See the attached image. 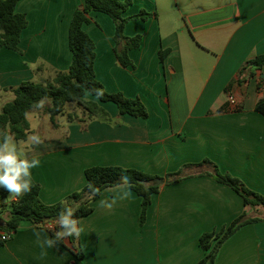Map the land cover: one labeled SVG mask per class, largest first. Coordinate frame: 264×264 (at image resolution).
<instances>
[{
    "label": "crops",
    "instance_id": "0c3cea01",
    "mask_svg": "<svg viewBox=\"0 0 264 264\" xmlns=\"http://www.w3.org/2000/svg\"><path fill=\"white\" fill-rule=\"evenodd\" d=\"M130 2L124 17L140 11L150 14L124 25L125 37L140 36L138 47L128 52L133 67L118 65L114 25L106 14L91 12L82 29L94 43L96 79L107 92L138 97L148 116L119 115L113 103L91 96L86 99L96 101L111 122H68L73 106H67L53 125L45 111L47 101L30 112L34 121L47 114L52 127L47 136L35 131L42 144L23 149L27 158L40 160L30 170L40 201L51 205L81 190L89 167L118 166L164 177L205 159L264 196V115L256 110L264 102L258 85L264 67L251 76H238L247 60L264 54V0ZM82 4L83 0L16 4L27 26L20 35L21 53L0 49V89L42 81L54 70L68 68V28ZM160 50L168 51L162 62ZM40 65L42 70H36ZM230 88L238 101L235 110L226 101ZM12 98V93L0 91V110ZM73 110L81 117L79 108ZM3 132L0 124V136ZM140 202L125 185L104 189L92 203V212L77 220L82 231L74 236L82 259L74 256L67 238L63 246L53 242L50 247L46 229L21 221L0 242V264H196L203 256L200 235L220 230L244 210L231 188L205 175L161 184L142 225ZM258 214L264 216V211L249 212ZM214 264H264V221L240 227L222 244Z\"/></svg>",
    "mask_w": 264,
    "mask_h": 264
},
{
    "label": "trees",
    "instance_id": "16d2710c",
    "mask_svg": "<svg viewBox=\"0 0 264 264\" xmlns=\"http://www.w3.org/2000/svg\"><path fill=\"white\" fill-rule=\"evenodd\" d=\"M19 1L0 0V49L5 48L21 53L18 45L20 35L27 26V20L24 14L15 11ZM130 3V0H83L82 6L73 12L68 28V48L71 53L68 68L65 71L54 70L48 78L42 81H24L16 87L0 89V91L10 92L13 95V98L6 102L0 110V124L4 131L13 135L16 141L26 140L29 127L25 113L37 110L38 108L34 105L41 100L49 102L45 111L53 125H55V117L63 115L67 106H73V109L79 108L82 114L79 117L72 109V112L67 114L68 122L84 123L92 119L111 122L108 113L96 101L86 99V96H91L100 103H113L119 115L147 118L148 111L138 97L127 98L121 92H107L96 79L94 43L82 29V25L90 21L91 12L106 14L114 25V52L118 65L133 67L128 52L138 47L140 36L125 37L124 25L128 20H146L150 14L140 11L134 16L124 17L123 13ZM167 52V50L159 51L161 62ZM262 67H264V54L247 60L240 68L238 76L243 73L251 76ZM35 69L42 70V66H37ZM101 92L102 95H100ZM256 110L264 115V102H259ZM2 141L3 134L0 136V144ZM194 175L209 176L216 182L228 186L242 199L244 207L243 212L227 226L218 231L205 232L200 235L198 245L203 256L196 264H214L222 244L240 227L264 221L262 214L249 215L250 210L264 211V196L246 187L240 179L221 173L217 166L207 159L196 164H186L178 171L168 173L164 177L118 166L89 167L84 171L85 186L51 205L40 201L37 184H32L30 192H25L16 201L5 205L3 200L10 193L6 188L0 187V220L5 221L4 225L0 226V231L5 233L15 231L21 221H28L36 227L46 229L54 243L63 246V239L67 238L74 256L82 259L83 254L76 244L77 240L74 235L63 239L55 237V233L66 231L60 221L62 215H66L69 209H72L70 218L78 220L92 212V203L104 189L125 185L141 199L139 223L142 225L151 203V197L160 189V185H153L155 179H161L162 184L169 185ZM89 184L92 188H89ZM93 189L99 190L94 196L91 195ZM3 214H5L4 217Z\"/></svg>",
    "mask_w": 264,
    "mask_h": 264
},
{
    "label": "clouds",
    "instance_id": "9594fccd",
    "mask_svg": "<svg viewBox=\"0 0 264 264\" xmlns=\"http://www.w3.org/2000/svg\"><path fill=\"white\" fill-rule=\"evenodd\" d=\"M102 95V92L100 93ZM45 101L41 100L34 107L43 108ZM32 113H25L26 120L29 121L30 129L33 134L27 136L26 141H20L19 146L13 135L7 131L3 132V141L0 144V187H4L13 196H22L25 192H30L32 188L31 169L40 165V160L36 157L31 159L24 155V147H31L43 143L41 137L35 133L37 125L32 124L30 117ZM28 177V179H24ZM89 188L92 185L89 184ZM98 189H93L91 195L94 196ZM103 203V202H101ZM111 205L107 208L111 209ZM72 209H69L66 215H62L60 223L66 229L64 232L55 233L56 239H63L64 237L79 236L82 231L77 228L78 221L71 219ZM48 244L51 247L53 241L48 239ZM42 255H47L43 253Z\"/></svg>",
    "mask_w": 264,
    "mask_h": 264
},
{
    "label": "built area",
    "instance_id": "2783aa9c",
    "mask_svg": "<svg viewBox=\"0 0 264 264\" xmlns=\"http://www.w3.org/2000/svg\"><path fill=\"white\" fill-rule=\"evenodd\" d=\"M259 89L264 91V74L259 80ZM226 101L229 109L235 110L238 106L237 98L235 97L234 91L230 88L226 91ZM10 234L0 231V242H4L9 238Z\"/></svg>",
    "mask_w": 264,
    "mask_h": 264
},
{
    "label": "rangeland",
    "instance_id": "374dc122",
    "mask_svg": "<svg viewBox=\"0 0 264 264\" xmlns=\"http://www.w3.org/2000/svg\"><path fill=\"white\" fill-rule=\"evenodd\" d=\"M30 119H31L32 124L37 125V127L35 128V131L37 133H39L40 135L47 136L51 132L52 127H51V124L49 122L47 114L45 115V117L42 116L41 121H34L32 119V117H30ZM26 121H27L28 126H29V121L28 120H26ZM29 129H30V126H29ZM12 196H13L12 194L8 195L7 198L3 200V202H6V201L10 200Z\"/></svg>",
    "mask_w": 264,
    "mask_h": 264
},
{
    "label": "water",
    "instance_id": "95a60500",
    "mask_svg": "<svg viewBox=\"0 0 264 264\" xmlns=\"http://www.w3.org/2000/svg\"><path fill=\"white\" fill-rule=\"evenodd\" d=\"M162 184V180L161 179H155L153 182L154 186H158ZM5 221L4 220H0V226L4 225Z\"/></svg>",
    "mask_w": 264,
    "mask_h": 264
}]
</instances>
